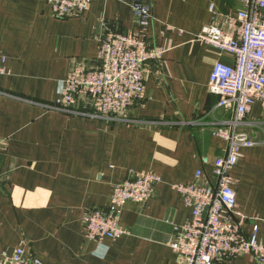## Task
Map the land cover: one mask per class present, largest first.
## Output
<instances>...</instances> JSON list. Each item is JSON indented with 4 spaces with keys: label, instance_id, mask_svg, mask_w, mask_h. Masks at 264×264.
Wrapping results in <instances>:
<instances>
[{
    "label": "crops",
    "instance_id": "1",
    "mask_svg": "<svg viewBox=\"0 0 264 264\" xmlns=\"http://www.w3.org/2000/svg\"><path fill=\"white\" fill-rule=\"evenodd\" d=\"M153 22L147 36L165 49L149 73L142 99L125 121L48 111L63 80L79 64L98 66V31L138 30L133 0H93L81 15L56 19L46 0H0V255L21 246L41 264H184L169 243L174 228L191 220L173 185L198 171L212 179L213 163L226 143L213 135L228 115L208 92L216 60L231 61L199 41L212 12L235 13L238 0H143ZM42 104V105H41ZM89 114V115H86ZM245 129L260 142L241 150L231 171L236 211L255 219L264 243V117L255 104ZM206 160V162H204ZM130 173H153L161 182L144 204L127 202L119 225L124 234L101 244L85 240L82 218L110 205L115 185ZM246 235L251 224L243 227ZM221 264H257L248 256Z\"/></svg>",
    "mask_w": 264,
    "mask_h": 264
},
{
    "label": "built area",
    "instance_id": "2",
    "mask_svg": "<svg viewBox=\"0 0 264 264\" xmlns=\"http://www.w3.org/2000/svg\"><path fill=\"white\" fill-rule=\"evenodd\" d=\"M92 1L46 0L56 19L83 14ZM238 2L235 13L212 12L210 23L195 37V41L229 56L231 61L216 60L208 81L209 94L218 99L215 108L228 115V120L222 121L213 132L226 143L224 154L214 160L212 179L198 171L192 182L173 185L192 213L190 221L174 228V239L169 243L184 264H221L241 256L264 264V243L257 240L256 220L236 211V181L230 174L242 157L241 150L260 143L250 138L245 129L262 124L246 119L255 104L260 105L264 117V0ZM131 10L138 21V30L127 34L98 31V66L74 67L63 80L55 103L41 104L43 108L81 115L75 105L82 98L92 104L95 114L90 116L126 120L130 106L142 99L149 73L147 65L159 62L165 54V49L151 43L147 36L153 22L150 7L143 0H133ZM5 63L0 54V75L6 74ZM160 182L153 173H130L115 185L108 207L83 216L85 240L101 244L121 237L124 231L119 220L124 205L146 203ZM246 224L252 226L250 235L243 231ZM0 264L41 262L24 258V250L19 246L11 255L1 253Z\"/></svg>",
    "mask_w": 264,
    "mask_h": 264
}]
</instances>
